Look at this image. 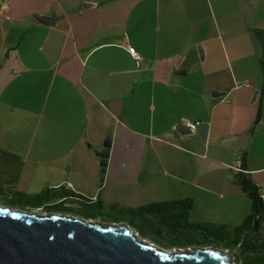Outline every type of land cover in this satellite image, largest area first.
<instances>
[{
  "label": "crops",
  "instance_id": "crops-1",
  "mask_svg": "<svg viewBox=\"0 0 264 264\" xmlns=\"http://www.w3.org/2000/svg\"><path fill=\"white\" fill-rule=\"evenodd\" d=\"M263 37L264 0H0V185L27 172L136 225L178 227L188 201L179 228L243 226L233 174L264 192ZM105 137L102 172L89 149ZM237 242L232 263L264 260V220Z\"/></svg>",
  "mask_w": 264,
  "mask_h": 264
},
{
  "label": "water",
  "instance_id": "water-1",
  "mask_svg": "<svg viewBox=\"0 0 264 264\" xmlns=\"http://www.w3.org/2000/svg\"><path fill=\"white\" fill-rule=\"evenodd\" d=\"M84 4L86 9L94 4ZM50 16L34 15L46 24ZM175 130L191 131L183 124ZM110 140L99 154L102 172ZM185 251V252H181ZM168 251L144 242L127 226L105 225L66 215L0 207V264H232V251L215 248Z\"/></svg>",
  "mask_w": 264,
  "mask_h": 264
},
{
  "label": "rangeland",
  "instance_id": "rangeland-1",
  "mask_svg": "<svg viewBox=\"0 0 264 264\" xmlns=\"http://www.w3.org/2000/svg\"><path fill=\"white\" fill-rule=\"evenodd\" d=\"M64 121L62 117L58 119V122L60 125L61 122ZM50 121L46 120L43 123H41L42 126H44L46 123H49ZM104 124L108 127L111 126V124L107 121H104ZM28 125V124H27ZM41 126V127H42ZM32 128V126H31ZM55 131H59V128L54 127ZM62 130V128L60 127ZM109 137L103 138L101 142V146L99 150L97 151L96 144L90 145V152L96 156L98 160V165H100V157L99 154L103 152L104 150V142ZM165 147H158V149L162 150ZM146 153V152H145ZM147 155V154H145ZM165 155V154H164ZM28 173L25 172L22 176V179L20 181L19 187L17 190L12 188V186L7 185H0V207H8L11 209H21L26 212H33V213H52V214H59V215H66L68 217L72 218H80V216L83 215L81 213V210H79L74 203V200L72 198L67 199H53L51 200H34L32 198H28L29 196H33L36 194H39L43 192V188H41L38 181L31 176L29 178L26 176ZM55 189V188H53ZM68 193H73L75 195H79L84 197L82 194L76 193L74 190H71ZM28 196V197H27ZM72 200L73 202H70ZM93 201H96V199H91ZM34 205H38L39 209H33ZM108 208L107 206H104ZM104 210V214L102 212L96 211L95 220H89L92 222H98L105 225H117V226H127L130 230H132L134 233H136V236L141 238L144 242L151 243L157 248H161L164 250H178V248L182 250H192L196 248H215L217 250L223 251L222 243L219 238H216L213 236L212 238L206 237L202 233L196 231L195 229H183L176 227H165L157 223V221H154L153 223L146 224V226H140L134 224L131 219L130 214H125L122 212L116 213L115 210ZM97 217V218H96ZM180 217H174L173 222L179 223ZM144 222V221H143ZM145 223V222H144ZM153 225L156 226L153 228ZM201 230H204L201 228ZM205 231V230H204ZM184 252V251H183ZM249 256V255H248ZM251 256V255H250ZM258 259V258H257ZM255 259L254 262L250 261L248 264H264L260 260ZM247 260V259H245Z\"/></svg>",
  "mask_w": 264,
  "mask_h": 264
},
{
  "label": "trees",
  "instance_id": "trees-1",
  "mask_svg": "<svg viewBox=\"0 0 264 264\" xmlns=\"http://www.w3.org/2000/svg\"><path fill=\"white\" fill-rule=\"evenodd\" d=\"M260 36V35H259ZM262 47L264 48V37L262 38ZM262 70H263V81H262V86H261V90H260V94L263 95L264 94V65L262 64ZM258 119V117H256V120ZM233 181L234 183L239 186V188L242 190L243 193H245L247 195V197L250 200L251 203V214L250 216L246 219L245 223L243 226L233 230V231H220V232H216V233H210L208 231H204L201 230L200 228L194 227V226H187L186 229H195L196 231L202 233L203 235H205L206 237L212 238L213 236H215L216 238H219L221 243H222V250H232L234 248H236L238 242H237V236L239 233L243 232L246 230V227L252 222V221H261L264 220V204L262 202L261 196H260V190L258 189V187L252 182V180L250 179V176L247 173L244 172H238L233 174ZM28 197V196H27ZM28 198H32L34 200H53V199H67L68 198H72V200H74V203H77L76 201H81V202H85L84 198L79 196V195H75L73 193H68L65 192L64 190H57V189H45L43 192L33 195V196H29ZM72 200H70V202H73ZM50 202V201H49ZM190 202H184L181 207V214H180V226L178 224V227H182L181 222L184 220L187 211L190 209ZM33 209H38L39 206L38 205H34V207H32ZM119 211V210H118ZM122 213L125 214H130L133 215L136 212H132V211H122ZM183 224V222H182ZM245 249L247 251H249V253H257L256 250V246L254 245H246ZM257 260H260L262 263H264V260L258 258ZM255 260H253L252 262H254ZM234 264H236L234 262ZM248 264V263H247Z\"/></svg>",
  "mask_w": 264,
  "mask_h": 264
},
{
  "label": "flooded vegetation",
  "instance_id": "flooded-vegetation-1",
  "mask_svg": "<svg viewBox=\"0 0 264 264\" xmlns=\"http://www.w3.org/2000/svg\"><path fill=\"white\" fill-rule=\"evenodd\" d=\"M76 202L77 203L75 204L77 208L81 210V213H83V215L80 216V219H83L85 221L95 220L94 218L96 216L97 210L99 212H102V214H104V210H102V207L98 203L92 204V203L81 202V201H76ZM178 250H182V249L178 248Z\"/></svg>",
  "mask_w": 264,
  "mask_h": 264
},
{
  "label": "built area",
  "instance_id": "built-area-1",
  "mask_svg": "<svg viewBox=\"0 0 264 264\" xmlns=\"http://www.w3.org/2000/svg\"><path fill=\"white\" fill-rule=\"evenodd\" d=\"M8 9H9L8 3H4L3 6H1L2 14L5 15L8 12ZM127 51L135 60H137L139 62L141 61L140 56L135 52V50L133 48L127 47ZM183 125L185 127H187L190 131H193L194 128L199 125V123H192L189 121H185V122H183ZM260 196H261V199L263 200L264 199V192H261ZM231 263H232V261H231Z\"/></svg>",
  "mask_w": 264,
  "mask_h": 264
},
{
  "label": "bare ground",
  "instance_id": "bare-ground-1",
  "mask_svg": "<svg viewBox=\"0 0 264 264\" xmlns=\"http://www.w3.org/2000/svg\"><path fill=\"white\" fill-rule=\"evenodd\" d=\"M178 251H181V250H177L176 252H177V253H181V252H183V251H181V252H178ZM184 252H185V251H184ZM232 264H234V263H232Z\"/></svg>",
  "mask_w": 264,
  "mask_h": 264
}]
</instances>
